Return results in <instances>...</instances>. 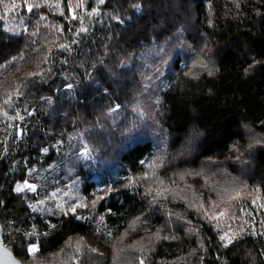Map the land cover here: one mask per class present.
Returning a JSON list of instances; mask_svg holds the SVG:
<instances>
[{
	"label": "trees",
	"instance_id": "obj_1",
	"mask_svg": "<svg viewBox=\"0 0 264 264\" xmlns=\"http://www.w3.org/2000/svg\"><path fill=\"white\" fill-rule=\"evenodd\" d=\"M27 4L0 3V219L14 252L264 264V0Z\"/></svg>",
	"mask_w": 264,
	"mask_h": 264
},
{
	"label": "water",
	"instance_id": "obj_2",
	"mask_svg": "<svg viewBox=\"0 0 264 264\" xmlns=\"http://www.w3.org/2000/svg\"><path fill=\"white\" fill-rule=\"evenodd\" d=\"M0 264H26L3 238V225L0 219Z\"/></svg>",
	"mask_w": 264,
	"mask_h": 264
},
{
	"label": "snow or ice",
	"instance_id": "obj_3",
	"mask_svg": "<svg viewBox=\"0 0 264 264\" xmlns=\"http://www.w3.org/2000/svg\"><path fill=\"white\" fill-rule=\"evenodd\" d=\"M2 2H3V0H0V3H2ZM101 2L103 3L104 0H101ZM25 4H26L27 11H28V12H31V11L33 10V5H31V4H27V0H25ZM19 7H20L19 4L13 3V4L11 5V8L8 9V10H10V11H14L15 9H17V8H19ZM136 7L139 8L138 5H137ZM74 18H75V17H74ZM81 31H85V30H84V29H81ZM250 67H251V66H250ZM247 71H248V69H245V72H247ZM32 75H43V73H42V72H41V73H33ZM5 103H7V101H5ZM45 151H47V150L45 149ZM181 178H183V177H181ZM27 187L31 188L32 190H35V187H34L33 185H27ZM21 190H22V189H20V188H17V189H16L17 192H19V191H21ZM73 211H74V209H73ZM221 239L223 240V239H225V237L222 236ZM229 243H231V241H229ZM29 250L32 251V252L37 251V247H36V245H32L31 248H30ZM141 264H143V261H141Z\"/></svg>",
	"mask_w": 264,
	"mask_h": 264
},
{
	"label": "rangeland",
	"instance_id": "obj_4",
	"mask_svg": "<svg viewBox=\"0 0 264 264\" xmlns=\"http://www.w3.org/2000/svg\"><path fill=\"white\" fill-rule=\"evenodd\" d=\"M5 68H6V66H5ZM23 187V185L22 184H20L19 185V188H22ZM239 225H238V227H236V226H229L228 228H227V230H225L224 231V236L226 237V241H231V240H233V239H235L237 236H238V233H240V229H241V227H240V229H239ZM32 245H36V244H32ZM37 247V246H36ZM32 252V251H31ZM33 253V252H32Z\"/></svg>",
	"mask_w": 264,
	"mask_h": 264
}]
</instances>
